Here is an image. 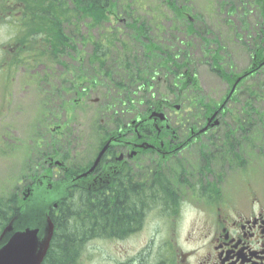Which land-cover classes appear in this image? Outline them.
Here are the masks:
<instances>
[{
  "label": "rangeland",
  "instance_id": "374dc122",
  "mask_svg": "<svg viewBox=\"0 0 264 264\" xmlns=\"http://www.w3.org/2000/svg\"><path fill=\"white\" fill-rule=\"evenodd\" d=\"M173 1L178 6L183 5L181 15L168 7L166 0H112L104 10L106 20L100 25L105 33L116 27L118 33H124L120 40L130 41L132 39L128 35L131 33L130 30L123 29V25L130 24V21L127 14L119 7L127 8L136 21L145 23L149 28L151 41H154L153 38H159L163 40L164 47L169 46L172 52L178 49L179 56L185 55L189 61L191 60L189 67L198 80L197 90H184L179 98L169 99L170 94L162 89L158 97L163 98L167 104L163 107V111L170 124L177 131L184 133L191 125L190 116L200 123L206 116L205 110L213 111L229 93L235 79L226 83L221 79V71L237 76L245 73L244 70L252 54H248L243 44L253 48L257 32L264 31V22L259 18L258 13L263 5L256 3L255 0ZM234 5L238 7L237 12L230 9L235 7ZM189 21L194 23L195 30L199 34L185 33L183 28ZM7 22L6 14L1 13L0 199L4 200L15 192L17 200L21 201L23 187L39 176L47 175L52 179L56 177L59 179L70 167L77 169V166L84 167L91 164L100 143L109 134L99 130L106 125L103 120L99 124L95 123L98 104L92 101L93 96L87 97L88 100L86 98L89 95L87 90H91L92 86L91 73L96 75L94 68L87 69L85 66L87 65L85 57L88 55L91 39H94V31L88 29L86 23L84 26L79 24L74 35H70L66 29L67 38L70 40L68 49L56 54L57 60L51 62L48 53L47 57L42 55L40 59V52L15 54V39L18 38L16 26L14 24L12 29ZM175 26L178 28L177 31ZM205 28L208 41L200 39V34H203ZM158 29L166 32L161 34ZM154 31L155 33L152 34ZM235 32L239 34L238 39H233ZM18 34L22 35L19 32ZM186 42L189 44L187 45ZM71 44L74 49H69ZM217 46H220V51L215 50ZM15 55L27 57L26 61L30 63L8 69L7 65L11 64ZM116 55L117 53L112 56ZM124 61L121 62L122 65ZM263 72L264 69L256 72L255 74L258 75L254 74L255 77L252 78L261 81L264 78ZM106 82L108 83L107 79ZM61 85L64 92L59 93L62 94V98L58 99L56 91ZM93 90L95 97H102L101 88L97 87V84L92 86L91 91ZM257 94L255 81L250 77L242 80L220 113L219 117L224 124L208 131L210 136L204 138L205 140L202 139L204 142L192 144L174 158L156 162L153 157H149L150 160L137 161L128 169L129 174L133 176V184L141 189L148 188L155 192L156 186L152 185L148 172L150 167L157 165L156 171L163 176L168 187L166 195H171L177 201L171 215L179 207L183 211L180 227H187L191 220L190 207L180 202L190 198L191 194L190 192L188 194L187 187L192 192L197 181L215 179L216 177H211L210 174L215 176L217 173V179L227 183L234 182L242 178L248 170V164L251 163L255 164L257 170L256 179H263L260 168L264 164V103L261 105L254 102L253 98ZM198 99L202 100L201 104ZM175 104L180 105L178 110L173 107ZM66 127L73 130L74 136H78L73 140V146H62L58 154H49L45 145L46 139L51 135L53 137L57 133L61 134ZM231 127L234 128V139L240 142L237 158L232 162L224 161L222 156H218L219 152L223 155L224 146L220 136ZM71 148L73 150L68 155L69 159L65 161L63 154ZM203 150L214 154L217 162L211 163L213 171L205 172L203 169L199 174L201 162L199 151ZM55 161L61 164L56 165ZM148 161L153 162L154 165L152 166ZM103 191L108 193V190L97 193L103 194ZM57 195H60V192L51 193L46 199H53ZM156 196L157 201L150 199L147 203L145 210L147 220L144 227L151 228L157 221L159 228L167 227L163 219L157 220L154 215L164 212L163 209H159V204L165 202V193L157 191ZM80 255L77 264H81V261L82 264H91L90 240L84 243Z\"/></svg>",
  "mask_w": 264,
  "mask_h": 264
},
{
  "label": "trees",
  "instance_id": "16d2710c",
  "mask_svg": "<svg viewBox=\"0 0 264 264\" xmlns=\"http://www.w3.org/2000/svg\"><path fill=\"white\" fill-rule=\"evenodd\" d=\"M18 1L24 7L18 9L14 18L16 36H18L15 54L32 52L37 54L40 52V59L42 55L47 57L48 53L52 62L57 60L56 54L68 49L70 40L67 38L66 29L70 35H74L79 24L84 26L86 23L87 28L94 31V39H91L90 49L85 57L87 61L85 66L87 69L94 68L96 75L91 73L92 86L97 84V87L101 88L102 97H95L94 90L91 91V86V90H87L89 95L86 98L91 95L93 96L91 98L98 99L95 103L98 104L95 123L99 124L102 120L106 123L99 129L101 132H106V134L108 132L109 135L114 134L120 127L133 119L144 116L153 110H162L164 100L158 98L162 89L170 94L169 99L179 98L184 90H197L198 80L194 71L189 67L191 60L189 61L185 55L179 56L178 49L172 52L169 46L164 47L163 40L159 38H153L154 41H151L149 28L145 23L136 21L127 8L119 7L127 14L130 21V24L123 25V29L130 30L131 33L128 35L132 39L127 42L121 41L120 38L124 33H118L116 27L105 33L100 24L106 20L104 10L108 8L107 6L112 0H79L78 7H72L67 4L66 0ZM255 1L263 5L258 13L259 18L264 22V0ZM166 5L178 14H182L181 7L183 5H176L173 0H166ZM231 8L235 12L238 11L236 6ZM2 12L3 7H0V14ZM158 30L161 31V34L166 32V30ZM175 30H178L176 26ZM183 30L186 34L197 33L193 22L184 25ZM18 32L22 35L20 36ZM154 33L155 31L152 34ZM202 33L200 39L204 40L207 36H205L207 29L205 28ZM174 38L176 39L177 36ZM238 38L239 34L235 32L233 39ZM254 39L253 48L243 44L248 54H252L245 70H253L250 79L255 81V89L258 92L253 99L255 103L263 105L264 78L259 81L252 77L256 72H261L264 69V47L261 46L264 45V31L259 30ZM186 44L189 43L186 42ZM167 45L169 44L167 43ZM69 49H74V46L71 44ZM215 50L220 51V46H217ZM115 53L117 55L112 56ZM122 53L125 54L121 55ZM26 60L27 57L15 55L10 64L11 67L9 65L8 67L26 66L30 63ZM123 60L125 61L122 65ZM220 76L226 83H230L237 75L221 71ZM173 82L177 83L173 84ZM62 91L61 85L56 91L58 99L62 98V94H59ZM198 102L201 104L202 100L198 99ZM208 113L210 112L205 110L204 114L208 115ZM189 119H191V125L199 122L192 116ZM233 132L234 128L231 127L220 136L224 141V146L223 155L219 152L218 156H222L224 161H233L237 158L240 142L234 139L235 134ZM71 136L74 138H70ZM77 137L74 136L72 129L66 127L61 134L57 133L53 137L52 135L48 137L45 145L49 154H58L62 146L72 147L73 140ZM245 139L249 140L248 137ZM71 150L73 149L71 148L63 154L65 161L69 159L68 155ZM209 165L207 163L206 167L209 168ZM81 168L79 166L77 169L70 167L64 171V174L78 171ZM153 180H157L158 184L154 185L156 187L153 186L155 192L148 188L137 189L136 184H130L123 188L120 180L112 182L107 188V194L105 191L103 194H93L87 190H71L67 198L60 201L56 209L50 211L54 233L41 264H76L83 245L91 238V234L99 231L118 233L130 227L131 222L137 218L140 221L141 216H137L136 213H145L150 199L157 201V191L165 194L168 191L162 175ZM22 198L23 194L21 193V201L17 200V193L13 192L6 199H0V232L8 224L11 217L21 209Z\"/></svg>",
  "mask_w": 264,
  "mask_h": 264
},
{
  "label": "flooded vegetation",
  "instance_id": "af4514ba",
  "mask_svg": "<svg viewBox=\"0 0 264 264\" xmlns=\"http://www.w3.org/2000/svg\"><path fill=\"white\" fill-rule=\"evenodd\" d=\"M66 1L72 7L79 5V0ZM0 4L12 19L15 17L14 8L24 7L16 0H0ZM219 116L218 124L208 131L224 124ZM209 117L205 116L199 124L189 125L184 133L177 131L168 117L163 122L149 118V122L140 126L132 123L133 131L117 138L109 146L91 174V181H94L103 172L112 171L108 184L91 190V193L107 190L117 180L123 188L133 184V176L128 169L137 161L150 160L149 157L156 162L164 161L181 154L196 142L202 143V139L209 138L208 131L188 139L206 124ZM140 121L142 119L137 123ZM109 136L100 143L91 164L111 138ZM199 153V174L203 169L205 172L212 170L211 163L217 162L216 156L204 150ZM148 163L154 165L153 162ZM207 163L210 164L209 169L206 168ZM260 169L263 179H256L257 170L251 163L240 180L227 183L217 179L216 173L215 176L210 174L215 179L197 181L192 192L187 187L190 198L180 202L189 206L191 212V220L185 228L180 227L181 207L171 215L177 201L165 194V202L159 204V209L164 212L154 215L157 220L163 219L167 227L159 228L158 221L151 228L144 227L147 213L141 212L136 213L141 216L140 221L137 218L130 227L118 233L99 231L91 234V264H264V164ZM156 170L157 165L149 168L150 179L161 176ZM152 182V185L157 184V180Z\"/></svg>",
  "mask_w": 264,
  "mask_h": 264
},
{
  "label": "water",
  "instance_id": "95a60500",
  "mask_svg": "<svg viewBox=\"0 0 264 264\" xmlns=\"http://www.w3.org/2000/svg\"><path fill=\"white\" fill-rule=\"evenodd\" d=\"M240 79L241 78H238L236 80L231 92L235 89V85ZM226 101L227 98L208 118L207 124L193 133L188 140L205 132L218 123L215 117ZM176 108H178V106ZM149 118H153L154 120L159 118L162 122L165 121L163 113L153 112L147 119L138 122L136 126L149 122ZM129 131H133L132 126L110 138L100 150L93 164L83 171L54 182H50L48 176H41L31 188L26 189L27 192L25 193V197L27 198L29 196L28 200L24 203L22 210L15 214L1 231L0 264L42 263L53 235V223L48 215V211L52 207L56 208L57 201L63 200L68 196V189L71 187L98 190L106 186L110 176L113 174L112 171L103 172L97 180L94 181H91V179L87 181L83 179L94 172L101 157L109 146L112 145L117 138L125 136ZM146 146L151 147L150 144ZM55 192H60V195H57L53 199H46L49 194Z\"/></svg>",
  "mask_w": 264,
  "mask_h": 264
}]
</instances>
